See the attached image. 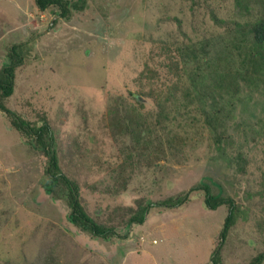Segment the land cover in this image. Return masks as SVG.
Instances as JSON below:
<instances>
[{
	"label": "rangeland",
	"instance_id": "1",
	"mask_svg": "<svg viewBox=\"0 0 264 264\" xmlns=\"http://www.w3.org/2000/svg\"><path fill=\"white\" fill-rule=\"evenodd\" d=\"M248 3L245 11L235 0H87L67 20L57 7L39 10L36 0H0V68L13 43L33 47L16 70L7 108L38 124L47 115L86 208L117 227L105 239L72 224L68 202L41 184L48 156L0 110V264H211L229 206L208 208L204 191L176 208L154 204L143 224L122 223L138 198L177 197L201 182L249 209L224 242L222 264H248L264 253V80L258 87L240 80L241 90L220 104L207 94L217 65H239L233 22L264 18V0ZM177 84L197 85L203 98L185 109L177 90L179 101L167 102L162 119L148 92ZM130 109L165 153L157 166L136 168L115 194L107 190L115 184L111 166L130 140L109 121ZM214 115L228 140L222 149L206 121Z\"/></svg>",
	"mask_w": 264,
	"mask_h": 264
},
{
	"label": "trees",
	"instance_id": "2",
	"mask_svg": "<svg viewBox=\"0 0 264 264\" xmlns=\"http://www.w3.org/2000/svg\"><path fill=\"white\" fill-rule=\"evenodd\" d=\"M241 10H249L248 0H235ZM36 4L41 11L47 10L49 7H57L60 15L69 20L75 11H83L87 7V0H36ZM218 22L225 23L224 20L215 16ZM234 29L241 44L239 45V65H234L233 61L230 64L226 60V65L223 69L218 65L215 67V74L212 77V85L207 86L209 91L208 96L220 104L218 98L224 97L229 92L238 93L241 90L240 80L244 81L249 86L258 87V82L264 80V18H260L251 22L234 21ZM33 47L28 42L13 43L9 48L6 62L0 68V107L8 112L11 120L17 130H19L27 142L35 149L45 153L48 156V164L44 168V177L41 180L42 186L48 193H51L54 199H64L71 207L69 219L81 231L91 234L94 237H102L109 239L116 234V225L106 223L99 220L90 213L83 203L80 184L71 177L62 165L61 158L58 153V142L53 126L45 113L40 115V122H32L23 116L16 114L7 108L5 102L15 89L16 85V70L25 63L27 56H30ZM149 69V68H148ZM196 90L189 86L182 88L174 85L169 90L163 89L150 90L149 95L155 98L156 103L160 108V117L167 119L169 113L166 112L167 102L171 99L175 103L179 101L175 97V93L180 89L183 102L181 106L189 109L191 105L202 100V90L195 85ZM219 95V96H218ZM218 96V97H217ZM138 100V99H137ZM222 106V105H221ZM224 108V106H222ZM120 112V111H119ZM115 113L110 125L116 128V132L123 137H128L130 143H125L119 155L120 160L111 166V171L115 174V184L107 190L115 194L119 193L127 187L128 181L131 178L132 172L138 168L145 166L147 168L157 166L159 161L163 159L165 149L162 144L156 143V138L153 135L152 127L140 112L135 109H130L125 113ZM208 127L213 132V140L218 149H222L224 139L222 119L219 115L209 116L206 118ZM182 138V137H181ZM184 139V137L182 138ZM172 148H175L174 141L170 142ZM138 170V169H137ZM201 190L205 193V205L210 209H217L223 204L229 206V211L224 219V224L221 233L216 240V248L213 251L215 255L212 257L211 264H222L221 252L224 242L240 219L247 220L249 209L246 206L238 204L231 196L214 194L211 187L201 182L191 188L187 194L171 196L166 199L152 202L144 198H138L136 206L128 207L122 213V223L126 226L132 223L143 224L147 218L149 209L155 204L163 208H176L191 200V192ZM114 211L112 212V217ZM212 253V254H213ZM264 261V253H260L253 257L248 264H262Z\"/></svg>",
	"mask_w": 264,
	"mask_h": 264
},
{
	"label": "water",
	"instance_id": "3",
	"mask_svg": "<svg viewBox=\"0 0 264 264\" xmlns=\"http://www.w3.org/2000/svg\"><path fill=\"white\" fill-rule=\"evenodd\" d=\"M0 110H2V108L0 107Z\"/></svg>",
	"mask_w": 264,
	"mask_h": 264
}]
</instances>
